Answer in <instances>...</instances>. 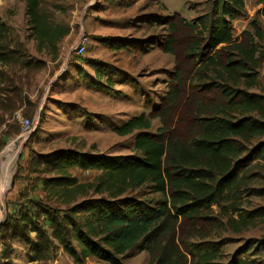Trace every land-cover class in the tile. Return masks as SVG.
Segmentation results:
<instances>
[{
    "label": "trees",
    "instance_id": "1",
    "mask_svg": "<svg viewBox=\"0 0 264 264\" xmlns=\"http://www.w3.org/2000/svg\"><path fill=\"white\" fill-rule=\"evenodd\" d=\"M25 2L27 38L35 39L39 51L45 48L57 59L58 45L69 35L70 27L55 23L42 9L43 0ZM231 7L241 10L244 0L222 1L223 15L211 23L206 47L225 45L242 57L233 59L231 52L222 65L219 76L226 83L212 80L201 84L204 90L218 91L215 99L188 98L192 119L183 127H176L173 118L180 99L179 89H175L150 114L143 112L114 127L119 135H135L132 154L58 148L36 156V169L54 173L42 179L48 200L56 203L58 212L43 205L38 206V216L22 211L20 224L14 227L38 253L51 249L53 237L77 264L89 257L105 264H124L123 257L135 249L147 251L153 264H223L222 249L215 246L220 240L209 237L224 231L241 232L257 222L256 213L264 214L241 208L248 183L245 172L253 161L264 160V95L237 86L249 63L258 66V51L252 44H241L223 19L230 15ZM261 13L264 15V7ZM171 27L176 28L172 22ZM12 30L0 21V128L6 124L4 134L9 137L21 132L14 124L16 110L35 105L24 90L34 74L29 48L25 41L17 42L22 49L13 46ZM210 63L220 64L215 57ZM38 64L45 66L46 61ZM96 72L97 80L104 83V73L101 69ZM106 79L113 83L108 75ZM255 83V78L248 80L246 87ZM156 118L161 125L153 133ZM257 138L259 142H254ZM73 169L97 175L82 181L71 173ZM39 217L44 224L35 220ZM31 233L37 241L30 239ZM257 244V240H248L240 252L256 251ZM229 264L255 263L235 257Z\"/></svg>",
    "mask_w": 264,
    "mask_h": 264
},
{
    "label": "rangeland",
    "instance_id": "2",
    "mask_svg": "<svg viewBox=\"0 0 264 264\" xmlns=\"http://www.w3.org/2000/svg\"><path fill=\"white\" fill-rule=\"evenodd\" d=\"M222 1L43 0L42 9L52 15L55 23L69 26L70 33L61 42V60L49 67L38 64L47 54L38 52L37 55L28 43L34 74L24 90L35 105L25 107L16 122L12 121L21 128L19 134L5 136L6 129L0 128V177L4 150L12 141L24 140L11 181L0 199V212L2 207L5 211L0 223V264H77L53 237L51 249L46 254L38 253L28 237L14 227L20 224L22 211L38 216V206L43 205L54 214L58 212L56 203L48 200L42 179L54 173L36 169V156L58 148L132 154L135 135H119L114 127L143 112L150 114L165 104V97L175 89H179L180 99L173 118L176 127H183L192 119L188 98L195 95L215 99L218 91L204 90L201 84L212 80L226 83V78L219 76L222 65L229 61L231 52L233 59L242 57L238 50L229 51L225 45L206 47L211 23L223 15ZM262 7V0H244L241 10L231 7L230 15L223 18L241 44L257 48L258 66L249 63L237 86L260 95H264ZM0 14L3 15L0 21L5 18L8 23H18L11 26V38L13 46L22 49L18 43L24 41L27 25L25 0H0ZM81 41H85L86 48L78 55L76 47ZM193 45L194 50H191ZM211 57L220 64H211ZM97 69L104 73L101 77L104 83L97 80ZM106 75L112 79V84L107 83ZM253 78L256 79L254 86L246 87V81ZM25 119H35L29 134H23ZM159 125L160 120L154 119L150 131L155 133ZM71 173L82 181H91L97 175L95 171L79 169ZM245 173L248 183L244 187L246 194L241 208L245 212L264 211V160L253 161ZM214 208L218 211L217 206ZM234 216L238 218L237 214ZM256 217L257 222L241 232L224 231L209 237L208 240H220L215 246L222 249L223 264L232 263L235 257L264 264V245H261L264 243V214L258 212ZM35 220L44 224L43 217ZM45 227L50 234L47 223ZM30 239L37 241L35 233H31ZM248 240L258 241L257 250L241 253V247ZM123 263L153 264L148 252L139 249L125 255ZM83 264L105 263L89 257Z\"/></svg>",
    "mask_w": 264,
    "mask_h": 264
},
{
    "label": "bare ground",
    "instance_id": "3",
    "mask_svg": "<svg viewBox=\"0 0 264 264\" xmlns=\"http://www.w3.org/2000/svg\"><path fill=\"white\" fill-rule=\"evenodd\" d=\"M23 145H24L23 139L12 141L10 145L4 150V153L2 154L1 177H0V199L4 197V193L7 190V187L11 181L14 171V166L16 165L15 161ZM4 213L5 211L4 208L2 207L0 212V222L4 218Z\"/></svg>",
    "mask_w": 264,
    "mask_h": 264
},
{
    "label": "crops",
    "instance_id": "4",
    "mask_svg": "<svg viewBox=\"0 0 264 264\" xmlns=\"http://www.w3.org/2000/svg\"><path fill=\"white\" fill-rule=\"evenodd\" d=\"M1 17H3V15L2 14H0V18ZM1 21H4V22H6L9 26H18V23L15 21V22H12V21H9V23H8V21L5 19V18H2L1 19ZM26 22H27V20H26ZM27 27H28V25H26L25 26V28H26V30H25V36H24V41H25V43H26V45H27V47H28V43H31V47H33V49H34V52H36V54L37 55H39L38 54V52L40 53V54H43L44 52H45V55H46V57H44V58H42L43 60H45L46 61V64H47V67H49V64H58L59 63V61L61 60V58H62V53H61V50H60V52H59V55H58V58L57 59H53L52 58V54L51 53H48L47 51H46V49L44 48L42 51H39L38 50V47H37V45H38V42L35 40V39H28L27 38V35H28V31H27ZM65 39V38H64ZM63 39V40H64ZM59 49L61 48V42L59 43ZM32 49V48H31ZM41 58V57H40ZM57 69V68H56ZM27 92V91H26ZM27 94H28V92H27ZM28 96L29 97H31V95L30 94H28ZM33 97V96H32ZM35 97V96H34ZM32 101V100H31ZM35 101V100H34ZM23 110V108H20V109H18V110H16V112L14 113V117H18L20 114H21V111ZM0 112L2 113L3 112V110H0ZM6 118L8 119V121H11L10 120V118H9V116L6 114ZM6 127V124H4L3 126H2V128H1V130H3L4 128Z\"/></svg>",
    "mask_w": 264,
    "mask_h": 264
},
{
    "label": "built area",
    "instance_id": "5",
    "mask_svg": "<svg viewBox=\"0 0 264 264\" xmlns=\"http://www.w3.org/2000/svg\"><path fill=\"white\" fill-rule=\"evenodd\" d=\"M76 51L78 55H82L85 51V41H81L79 44H77ZM39 116V114H37ZM35 119L32 121L30 119H25L23 121V134H29L32 131V127H34Z\"/></svg>",
    "mask_w": 264,
    "mask_h": 264
},
{
    "label": "water",
    "instance_id": "6",
    "mask_svg": "<svg viewBox=\"0 0 264 264\" xmlns=\"http://www.w3.org/2000/svg\"><path fill=\"white\" fill-rule=\"evenodd\" d=\"M32 132V131H31ZM1 223V222H0Z\"/></svg>",
    "mask_w": 264,
    "mask_h": 264
}]
</instances>
